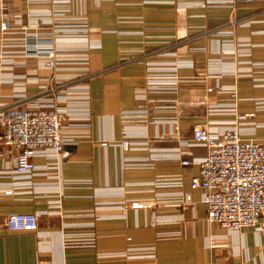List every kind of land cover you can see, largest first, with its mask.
I'll return each mask as SVG.
<instances>
[{
	"label": "crops",
	"instance_id": "crops-1",
	"mask_svg": "<svg viewBox=\"0 0 264 264\" xmlns=\"http://www.w3.org/2000/svg\"><path fill=\"white\" fill-rule=\"evenodd\" d=\"M201 1L70 0L69 15H86L88 37L98 45L90 47L85 70L66 68L57 73L76 74L71 83L88 85L90 135L64 147L58 160L57 184L41 181L35 188L31 185L10 193L0 188V264H264V211L257 222L259 230L243 227L225 235L218 223L206 219L200 190H190L189 179L198 172V163L183 165L171 154L178 148L186 152L184 157L192 158L207 151L201 144L184 141L190 140L193 125L206 118L208 102L228 100L224 92L206 90V64L208 60L228 61V57L219 59L228 53L220 50V41L231 34L219 29L227 27L230 17L262 19L236 25L233 36L252 42L248 59L264 63V1L239 2L231 11L226 6H202ZM44 5L29 0H0V21H12L14 15H20L25 24L28 9ZM21 30L13 24L7 30L0 29V35L18 36ZM60 41L84 42L71 36L61 37ZM24 47L13 44L3 49L15 58ZM30 50L26 48L23 62L14 60L10 64L14 74L22 71L25 76L16 74L11 80L1 81L0 97L10 98L21 85L29 100H19V104H28L41 94L38 76L49 75L50 69L38 64L42 57ZM167 50L188 62L177 71V88L149 89L146 98L137 97L135 90L145 85L144 61L172 58L162 53ZM253 77L264 78V65L253 68L252 77L237 78V107L242 112L254 111L251 119L257 125L248 135L264 138V106L258 105L264 99V86L253 85ZM210 82L215 84L217 80L211 78ZM139 108L146 109L147 120L131 126L139 133L133 137L135 146L101 144L102 140L122 137L121 110ZM168 117L177 118V133L167 132V124L154 122ZM16 153V148L1 142L0 127V170L13 166ZM145 158L152 166L125 165ZM34 161L44 164L49 160L36 156ZM177 173L183 182L179 188L149 184L158 175ZM10 180V175L0 173V184ZM179 189L191 191L192 204L172 203L155 196ZM121 200L124 207L116 203ZM134 200L150 205L133 206ZM100 202L104 206H97ZM32 210L39 211L36 229L6 227L9 212ZM87 230L95 233L93 245H63L67 234ZM150 245L154 246L150 256L116 253L129 246Z\"/></svg>",
	"mask_w": 264,
	"mask_h": 264
},
{
	"label": "built area",
	"instance_id": "built-area-1",
	"mask_svg": "<svg viewBox=\"0 0 264 264\" xmlns=\"http://www.w3.org/2000/svg\"><path fill=\"white\" fill-rule=\"evenodd\" d=\"M43 3L46 6L29 8L27 23H22L20 15H14L12 21L1 20L0 29L7 30L18 24L21 35H0V82L11 80L16 74L25 76L26 73H16L11 63L23 62L28 51L38 59V64L50 69L49 75L38 76L41 94L33 98L28 104H19V100H29L23 85L13 92L10 98L0 97V127L1 142L17 149L13 158V166L1 169L0 173L8 174L11 180L0 184L5 193L13 189L38 185L43 181L49 185L56 183L59 176L58 160L66 145L76 144L82 136H89L90 118L88 115L89 96L86 83H71L77 75H62L59 69L76 68L85 70L90 47L98 45L94 39L88 37L87 17L69 15L70 0H29ZM174 2V0H150ZM262 2L264 0H202V6H226L231 10L239 2ZM4 6V5H3ZM252 21H262L261 18L245 19L231 18L226 28L219 32L229 33V38L220 41V50L228 52L219 59L228 61L208 60L206 90L217 89L228 95V100L208 102L206 118L193 125L191 137L186 144H201L207 151L202 156L184 157L185 151L176 148L171 154L185 165L197 162L198 172L191 175L189 187L200 190V199L206 205V219L218 223L228 233L238 232L243 227L257 226L258 219L264 211V138L249 136L257 125L251 117L254 111L242 112L237 107V78L253 76V68L264 65L263 62H253L248 59L251 45L249 40L237 39L233 36L235 25H249ZM28 27H33L32 29ZM37 28V29H36ZM64 36L79 37L84 42H59ZM24 45L25 50L19 57L10 58L4 52V46ZM172 56L170 59L145 60V85L135 90V95L146 98L149 89H176L179 82L177 71L188 65L173 50L163 51ZM190 63L189 65H191ZM14 72V73H13ZM211 78L217 80L215 84ZM253 85L264 86V78L253 77ZM28 98V99H27ZM17 100V101H16ZM264 106V99L258 105ZM123 120L122 137L119 140H102L101 144L116 143L122 148L135 146L133 138L139 135L131 130L134 122L147 120L144 108L123 109L120 113ZM225 115L227 118L215 120L211 116ZM65 117V121H63ZM156 123L167 124V132L177 133L179 122L176 117L155 120ZM141 126V125H139ZM141 132V131H139ZM167 154V153H165ZM44 156L49 161L37 164L34 157ZM126 166H152V162L136 159L126 162ZM40 178H44L41 180ZM155 187H181L180 174H164L156 176L150 182ZM174 190L156 193L159 200L172 203L192 204L191 191ZM123 192V188L121 191ZM119 203L124 207V201ZM150 205V202H131V205ZM97 206H104L100 202ZM38 210L12 211L5 217V225L11 230L36 229ZM130 238V237H128ZM95 233L92 230L80 232L77 235L63 237V245H93ZM154 246H129L126 250L116 253H137L136 255H153Z\"/></svg>",
	"mask_w": 264,
	"mask_h": 264
},
{
	"label": "rangeland",
	"instance_id": "rangeland-1",
	"mask_svg": "<svg viewBox=\"0 0 264 264\" xmlns=\"http://www.w3.org/2000/svg\"><path fill=\"white\" fill-rule=\"evenodd\" d=\"M254 2H257V1H254ZM262 10H264V7H262ZM231 18H235V17H230V18L227 20L226 25H228V22H229V20H230ZM235 26H236V25H235ZM235 26H234V27H235Z\"/></svg>",
	"mask_w": 264,
	"mask_h": 264
}]
</instances>
